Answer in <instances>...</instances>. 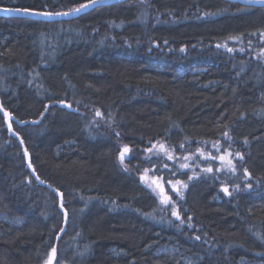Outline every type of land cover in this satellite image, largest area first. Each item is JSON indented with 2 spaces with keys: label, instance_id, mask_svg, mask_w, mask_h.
<instances>
[{
  "label": "trees",
  "instance_id": "1",
  "mask_svg": "<svg viewBox=\"0 0 264 264\" xmlns=\"http://www.w3.org/2000/svg\"><path fill=\"white\" fill-rule=\"evenodd\" d=\"M261 34L264 6L226 0L0 16V264H45L53 249L55 264H264ZM145 170L187 185L179 219L141 184Z\"/></svg>",
  "mask_w": 264,
  "mask_h": 264
},
{
  "label": "snow or ice",
  "instance_id": "2",
  "mask_svg": "<svg viewBox=\"0 0 264 264\" xmlns=\"http://www.w3.org/2000/svg\"><path fill=\"white\" fill-rule=\"evenodd\" d=\"M96 2H97V0H89V3H86V4H80L78 7L72 8V9H70L68 12H57V13H52V12H43V11L32 10V9H23V10H21V9H16V11H22V12H24V13H26V14H31V15H43V16H51V15H69V14H71V13H73V12L78 13V12H80L81 10L90 7L92 4H95ZM247 2H248L249 4H253V3H261V4H264V0H247ZM4 10L7 11L8 9H4ZM261 35H262V38H264V34H261ZM242 50H243V49H241V51H242ZM229 51H231V49H229ZM2 110H3V109L0 108V111H2ZM4 115H5V117L7 118V117H10L11 114L8 113V112H4ZM96 115H97V116H100L101 113H100L99 111H97ZM21 123H23V122L21 121ZM9 131H11V125H10V124H9ZM225 135H227V134H225ZM154 147H155V146H154ZM160 148H161V151H165L163 145H161ZM149 151H151V149H149ZM128 152H129V148H128L127 146H125V147L122 149L121 153H120V161H121V163H124V161H125V159H126V154H127ZM236 155L239 156L240 154L237 153ZM168 158H169V159H172L173 157H172L171 155H169ZM186 159H190V157H188V158H186ZM220 159H221V160H224V157L221 156ZM29 166L31 167V165H29ZM229 166L231 167V170H232L233 172L236 171L235 167L232 166V164H231V160H229ZM181 167H187V165H181ZM146 171H148V170H146ZM205 171H207V172H212V168L205 169ZM217 171H219V169H217ZM245 175H248V173H247L246 170H245ZM192 178H193V177H189V180H191ZM169 183H171V182H169ZM176 185H179L180 188H183V187H186V186H187L186 184H184V183L181 182V181H176ZM176 185H173V189L176 190V191L179 193V189L176 188ZM158 186H159V185H158ZM160 187H161V192L163 193V187H162V186H160ZM223 191H224L226 194H228V192H229V190H228L227 187H225V188L223 189ZM162 202L165 203V204H167V203L170 202V198H169L168 196L164 195V196H163V201H162ZM173 215L176 216L177 219H179V214H178L175 210L173 211ZM54 251H55V250L53 249V252H54ZM48 264H51V258L49 259Z\"/></svg>",
  "mask_w": 264,
  "mask_h": 264
},
{
  "label": "rangeland",
  "instance_id": "3",
  "mask_svg": "<svg viewBox=\"0 0 264 264\" xmlns=\"http://www.w3.org/2000/svg\"><path fill=\"white\" fill-rule=\"evenodd\" d=\"M264 55V53H263ZM220 161L222 163H225L226 165L228 164V159L227 157L224 158V160H221ZM140 182L141 184L147 188L154 196L155 198L157 199V201L159 202V204L163 207H170L172 210H175L176 208V198L179 197V194H180V191L182 188H180L179 185H176V183H170V188H167V186L165 185V183L157 176L154 175V173L152 171H143L141 174H140ZM159 185V186H158ZM173 185H176V188L179 189V193L173 189ZM163 187V193L161 192V187ZM172 189V190H171ZM171 190V191H170ZM173 194H177L176 197H173ZM166 195L170 198V202L165 204L163 203V196ZM1 218V216H0ZM156 251L157 252H173L175 251L173 246L171 245H166V246H159L156 248ZM53 259V257H52ZM183 260L187 263L191 262V258H187V257H184ZM45 264H48L45 263ZM51 264H55V262H53L51 260ZM240 264H249L247 263L246 261L242 260L240 261ZM258 264H263V263H258Z\"/></svg>",
  "mask_w": 264,
  "mask_h": 264
},
{
  "label": "water",
  "instance_id": "4",
  "mask_svg": "<svg viewBox=\"0 0 264 264\" xmlns=\"http://www.w3.org/2000/svg\"><path fill=\"white\" fill-rule=\"evenodd\" d=\"M128 0H97L95 4H92L90 7L81 10L78 13H71L69 15H51V16H43V15H31V14H26L22 11H16V9L20 8H6V7H0V16L1 17H22V18H27L31 20H41V21H46V22H53V21H62V20H71L79 17L80 15H83L92 9L100 6H106V5H112L120 2H124ZM230 2H236L245 6H264V4L261 3H253L249 4L247 0H226ZM89 3V1L83 3L86 4ZM78 7V6H77ZM4 9H8L5 11ZM23 10V9H21ZM70 10V9H69ZM69 10H63V11H57V12H68ZM39 11V10H38ZM43 12H51V11H43ZM57 12H52V13H57ZM61 105H66L64 103H61ZM54 255V252H51V260Z\"/></svg>",
  "mask_w": 264,
  "mask_h": 264
}]
</instances>
